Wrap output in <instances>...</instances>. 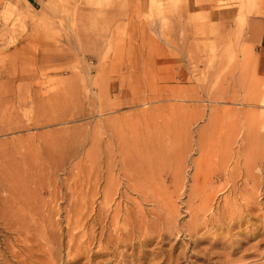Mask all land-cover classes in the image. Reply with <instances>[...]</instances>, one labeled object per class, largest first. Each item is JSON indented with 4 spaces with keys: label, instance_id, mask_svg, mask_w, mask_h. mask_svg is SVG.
I'll return each mask as SVG.
<instances>
[{
    "label": "rangeland",
    "instance_id": "rangeland-1",
    "mask_svg": "<svg viewBox=\"0 0 264 264\" xmlns=\"http://www.w3.org/2000/svg\"><path fill=\"white\" fill-rule=\"evenodd\" d=\"M251 15L264 0H0V264L46 262L28 251L36 239L64 264V219L88 213L93 187L94 211L120 204L130 232L74 264H264L263 187L243 207V158L264 169ZM105 189L117 193L108 207ZM228 201L236 221L220 225ZM157 215L173 232L143 243L134 227ZM193 220L197 237L183 232Z\"/></svg>",
    "mask_w": 264,
    "mask_h": 264
},
{
    "label": "bare ground",
    "instance_id": "bare-ground-1",
    "mask_svg": "<svg viewBox=\"0 0 264 264\" xmlns=\"http://www.w3.org/2000/svg\"><path fill=\"white\" fill-rule=\"evenodd\" d=\"M122 155V154H121ZM249 155H247V158L244 157L243 158V163H242V166H243V170L245 171L244 176L245 178L243 179V181L245 182V185H247L246 183H249L250 184V187L248 185V194L250 195V197L252 198L251 200L249 201H246V203L243 205V207H245L246 209L247 208H253L254 207V204H257V201H255V196L254 194H257L256 192L258 191V187L261 186L263 187L262 190L264 191V169L262 170V174H260L259 176L256 175L253 171H252V168L258 163V160L256 158H248ZM250 157V156H249ZM239 158V157H238ZM93 162V160H92ZM130 162V161H129ZM93 165V164H92ZM259 165V164H258ZM219 166V165H217ZM127 162L125 160V155H122L121 156V163H120V171L121 170H124V172L126 171V168H127ZM129 171V170H127ZM131 171V170H130ZM135 172H138L136 169H135ZM142 173V172H141ZM233 172L230 173V175H232ZM141 175V174H140ZM144 175V174H143ZM125 177V179L127 181H135L134 179V174L131 172H127V173H124L123 175ZM136 176V175H135ZM139 176V175H138ZM142 177V175H141ZM144 177V176H143ZM145 178V177H144ZM94 180V179H93ZM94 183V182H93ZM233 184V183H232ZM96 185V184H95ZM244 185V186H245ZM142 186L138 185V184H134L132 185L131 187H129L130 189L132 190H135V191H138L141 193L142 197L145 198L147 197V194L143 193V190L141 188ZM246 187V186H245ZM236 187H234L232 190H235ZM242 188V187H241ZM247 188V187H246ZM95 189L93 187V190H92V193H91V199H90V204L89 205V211L88 213L85 214L84 212V209L82 208H76L75 209H72L70 210L64 221L66 223V225L68 227H70L69 231H67L68 233L66 234H69L68 236V241H67V247H66V258H65V261H64V264H74L76 263L83 255H85V253H88L90 252V247L92 246H96L97 245V248L99 249H106L110 246H117V244L120 243V236L125 234V235H128V233L130 232L129 230H127L126 228H124L126 225H127V222H130L128 221V216L125 217V218H121L119 215L121 213V208H120V204H115V206L112 208V207H108V205L111 203L112 200V197H115L117 195L116 192H111L110 189L109 190H104V195L105 196H108L109 199L107 200H104V205L108 207V212H107V209H106V215H104V217L102 218L101 217V212L102 210L100 211V207H98L99 209H97L96 211H94L95 208H93L94 204L96 203L94 198L95 196L97 195L96 192H95ZM238 189V188H237ZM245 191V190H243ZM243 193V192H242ZM126 196V195H125ZM159 196V195H158ZM208 197L204 198L205 201L207 202V205L209 204V195H207ZM257 196V195H256ZM191 197H193L195 200L198 196L196 193H191ZM246 197V196H245ZM126 198V197H125ZM262 202H260L262 205H264V192L262 193ZM203 201V200H202ZM119 202V201H118ZM211 202V201H210ZM244 203V202H243ZM114 204V203H113ZM227 205H225V210L223 212V218H225L227 215V217L225 218V221H220V225L222 224H226L225 222L227 221L228 224H226L227 226L229 225H234L236 221V218L233 217V210H229V201L226 203ZM79 205V204H78ZM258 205V204H257ZM193 206V204L191 205V207ZM102 207V206H101ZM207 207V206H206ZM205 207V208H206ZM260 208V207H259ZM211 209V208H210ZM235 209V208H234ZM125 210V209H124ZM230 212H229V211ZM87 211V210H86ZM110 211V212H109ZM199 211V210H198ZM245 211V210H244ZM127 212H125L126 214ZM196 213V212H195ZM221 213V212H220ZM236 213V212H235ZM128 214V213H127ZM224 214H226V216H224ZM87 215V216H86ZM86 217V218H84ZM124 217V216H123ZM85 219V220H84ZM121 219H122V223H121ZM157 221L159 222V224H162L163 227H159L158 228V225L159 224H147L146 222H142V224H138L135 225L136 227L135 230L138 232V235L139 237H143V236H147V233L148 231H151L152 234L156 235L158 237V239L160 240H163L165 238H167L168 236H170L173 232V229L170 228V222L167 223V221H163L159 215H157ZM142 220V219H141ZM205 220V219H204ZM214 219L211 220H208V223H210L211 225L215 226L217 225L219 222L216 221H213ZM123 224V233H122V229L119 225ZM131 223V222H130ZM205 223V221H204ZM203 223V224H204ZM25 224V223H24ZM97 224L99 225L98 227V230L99 232L97 234H95V227L97 226ZM201 223H197L195 222L194 220L191 222H189L187 225L184 226L183 228V232H185L186 234H188L189 236H196L198 234L197 232V229H198V225H200ZM206 224V223H205ZM140 225V226H138ZM67 226H65L67 228ZM73 226V227H72ZM113 228V232H114V236L111 234V235H108V233L106 232L108 230L109 227ZM134 226V225H133ZM161 226V225H160ZM201 226V225H200ZM238 226V225H237ZM72 227V228H71ZM111 228V229H112ZM216 228V227H215ZM229 228V227H228ZM29 229V228H28ZM38 230V229H37ZM51 230V229H50ZM132 231V229H130ZM172 230V231H171ZM32 231V230H31ZM35 231V230H34ZM74 231H76V233H73ZM105 231V232H104ZM134 231V229H133ZM33 232V231H32ZM38 232H40L38 230ZM37 232V233H38ZM34 233V232H33ZM111 233V232H110ZM109 233V234H110ZM177 233V232H176ZM48 234V233H47ZM37 235V234H36ZM39 235V234H38ZM41 235V234H40ZM130 235V234H129ZM132 235V233H131ZM197 237V236H196ZM37 238V237H36ZM34 238V239H36ZM40 238V237H39ZM45 238V237H44ZM52 238V237H51ZM76 238H80V239H83V240H80L76 243L74 241H76L75 239ZM149 238L150 236L148 235L144 240H143V243H145L144 241H147L148 242H151L149 241ZM30 239V237H29ZM29 239H27L29 241ZM112 239V240H111ZM157 239V240H158ZM26 240V242H28ZM52 240V239H51ZM122 240V239H121ZM151 240V238H150ZM32 241V240H31ZM31 241H30V245L28 247V251L32 254V248H39L40 251H44L46 252V258H47V261L42 263V264H55V251L51 245V241L49 240H46L45 239V243H42L41 241H38L36 239L37 242H35L36 244H31ZM25 242V240H24ZM44 242V241H43ZM73 242L74 244L76 243V245H73ZM131 242V240H130ZM29 243V242H28ZM34 243V242H33ZM146 243V244H147ZM197 243H199V241H195V247L197 245ZM26 244V243H25ZM130 244V243H129ZM216 244V243H215ZM214 244V245H215ZM35 245V246H34ZM63 246V247H64ZM65 247H64V250H65ZM112 247V248H113ZM44 249V250H41V249ZM38 250V249H37ZM107 250V249H106ZM36 251V249H35ZM34 251V252H35ZM95 251V250H94ZM37 253V251L35 252ZM90 254V253H89ZM30 255V254H29ZM88 255V254H87ZM33 256V255H32ZM36 256V255H35ZM165 256V255H164ZM29 257V256H28ZM32 258V257H31ZM31 260V259H30ZM31 264H40V263H37V262H32Z\"/></svg>",
    "mask_w": 264,
    "mask_h": 264
},
{
    "label": "crops",
    "instance_id": "crops-1",
    "mask_svg": "<svg viewBox=\"0 0 264 264\" xmlns=\"http://www.w3.org/2000/svg\"><path fill=\"white\" fill-rule=\"evenodd\" d=\"M29 4H38L41 0H26ZM249 37L253 40L254 45L264 53V17L251 15L246 21Z\"/></svg>",
    "mask_w": 264,
    "mask_h": 264
}]
</instances>
